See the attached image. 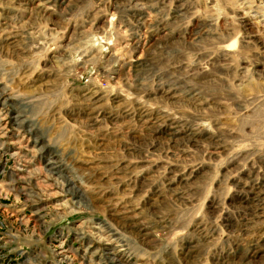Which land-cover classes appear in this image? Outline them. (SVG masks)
Returning <instances> with one entry per match:
<instances>
[{
	"label": "rangeland",
	"instance_id": "374dc122",
	"mask_svg": "<svg viewBox=\"0 0 264 264\" xmlns=\"http://www.w3.org/2000/svg\"><path fill=\"white\" fill-rule=\"evenodd\" d=\"M0 220L44 263L66 226L74 264H264V0H0Z\"/></svg>",
	"mask_w": 264,
	"mask_h": 264
},
{
	"label": "built area",
	"instance_id": "2783aa9c",
	"mask_svg": "<svg viewBox=\"0 0 264 264\" xmlns=\"http://www.w3.org/2000/svg\"><path fill=\"white\" fill-rule=\"evenodd\" d=\"M30 212L27 207L22 208L20 218H25ZM35 214H31L34 217ZM16 222V225L14 224ZM13 221L7 223L0 220V264H73L75 258V244L71 239L70 231L66 226L61 227L60 231L54 233L50 247H48L51 260H45L46 256L40 250L34 248L36 255L34 259L31 248L26 246L24 240L27 239L29 232L27 221ZM26 223V224H24ZM61 242L60 244H58ZM66 251V252H65Z\"/></svg>",
	"mask_w": 264,
	"mask_h": 264
},
{
	"label": "bare ground",
	"instance_id": "6f19581e",
	"mask_svg": "<svg viewBox=\"0 0 264 264\" xmlns=\"http://www.w3.org/2000/svg\"><path fill=\"white\" fill-rule=\"evenodd\" d=\"M66 252V251H65ZM75 259V258H74ZM76 261V260H75ZM73 264H74V262H73Z\"/></svg>",
	"mask_w": 264,
	"mask_h": 264
}]
</instances>
